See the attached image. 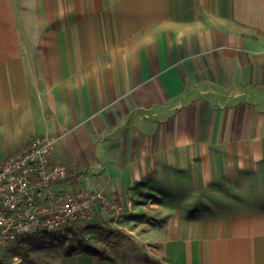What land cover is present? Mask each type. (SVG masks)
Instances as JSON below:
<instances>
[{
    "label": "crops",
    "instance_id": "obj_1",
    "mask_svg": "<svg viewBox=\"0 0 264 264\" xmlns=\"http://www.w3.org/2000/svg\"><path fill=\"white\" fill-rule=\"evenodd\" d=\"M37 135L131 242L50 264H264V0H0V162Z\"/></svg>",
    "mask_w": 264,
    "mask_h": 264
},
{
    "label": "built area",
    "instance_id": "obj_2",
    "mask_svg": "<svg viewBox=\"0 0 264 264\" xmlns=\"http://www.w3.org/2000/svg\"><path fill=\"white\" fill-rule=\"evenodd\" d=\"M55 141L51 135L34 136L0 162V254L13 240L27 242L42 232L93 222L103 196L56 188L71 170L53 158Z\"/></svg>",
    "mask_w": 264,
    "mask_h": 264
},
{
    "label": "trees",
    "instance_id": "obj_3",
    "mask_svg": "<svg viewBox=\"0 0 264 264\" xmlns=\"http://www.w3.org/2000/svg\"><path fill=\"white\" fill-rule=\"evenodd\" d=\"M90 229V226H84L80 229L68 227L57 232H42L25 243L13 240L9 243L8 247L18 256H23L27 245L35 250L63 246V254L66 256L73 255L79 251L98 253V250L94 246L87 244L82 238V235Z\"/></svg>",
    "mask_w": 264,
    "mask_h": 264
},
{
    "label": "rangeland",
    "instance_id": "obj_4",
    "mask_svg": "<svg viewBox=\"0 0 264 264\" xmlns=\"http://www.w3.org/2000/svg\"><path fill=\"white\" fill-rule=\"evenodd\" d=\"M93 225L90 226V230L82 235L83 240L87 244H92L95 238H102L104 241L108 239L110 243L117 242L120 245L123 242L126 244H131V242H129L128 236L110 231L109 227L104 225V222L102 223V226H100V224ZM83 227L84 226L82 224L78 225L76 228L80 229ZM95 229H102V233L95 235L96 237L91 235L92 232L96 233L94 232L96 231ZM63 250V246H55L53 248L44 250H35L27 245L23 256H18L7 246L0 254V264H50L49 259H51L53 255L63 254Z\"/></svg>",
    "mask_w": 264,
    "mask_h": 264
}]
</instances>
